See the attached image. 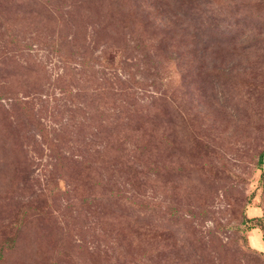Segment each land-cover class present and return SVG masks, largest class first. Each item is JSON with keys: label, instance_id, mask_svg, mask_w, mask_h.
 Masks as SVG:
<instances>
[{"label": "rangeland", "instance_id": "1", "mask_svg": "<svg viewBox=\"0 0 264 264\" xmlns=\"http://www.w3.org/2000/svg\"><path fill=\"white\" fill-rule=\"evenodd\" d=\"M264 0H0V264H264Z\"/></svg>", "mask_w": 264, "mask_h": 264}, {"label": "trees", "instance_id": "2", "mask_svg": "<svg viewBox=\"0 0 264 264\" xmlns=\"http://www.w3.org/2000/svg\"><path fill=\"white\" fill-rule=\"evenodd\" d=\"M263 157H264L263 154H261L260 159H259L261 162L263 161Z\"/></svg>", "mask_w": 264, "mask_h": 264}]
</instances>
